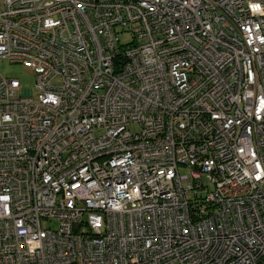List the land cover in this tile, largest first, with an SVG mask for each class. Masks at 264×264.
Wrapping results in <instances>:
<instances>
[{
    "label": "built area",
    "instance_id": "obj_1",
    "mask_svg": "<svg viewBox=\"0 0 264 264\" xmlns=\"http://www.w3.org/2000/svg\"><path fill=\"white\" fill-rule=\"evenodd\" d=\"M0 60V264H264V0H0Z\"/></svg>",
    "mask_w": 264,
    "mask_h": 264
},
{
    "label": "rangeland",
    "instance_id": "obj_2",
    "mask_svg": "<svg viewBox=\"0 0 264 264\" xmlns=\"http://www.w3.org/2000/svg\"><path fill=\"white\" fill-rule=\"evenodd\" d=\"M131 35H126L121 37L122 44H128L131 42ZM0 73L4 75L6 78H15L21 84V90L19 92L20 95H35L36 94V86L37 81L35 74L30 70L24 67L21 64H12L8 61L0 60ZM54 85L60 86L61 81L59 79L53 81ZM136 130V128H134ZM44 226L47 227L49 224L44 223Z\"/></svg>",
    "mask_w": 264,
    "mask_h": 264
}]
</instances>
